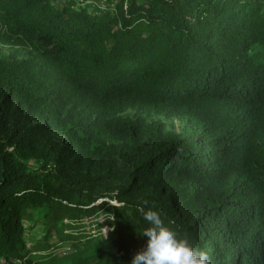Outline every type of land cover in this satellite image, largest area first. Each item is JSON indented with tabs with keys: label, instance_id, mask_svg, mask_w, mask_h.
I'll use <instances>...</instances> for the list:
<instances>
[{
	"label": "trees",
	"instance_id": "1",
	"mask_svg": "<svg viewBox=\"0 0 264 264\" xmlns=\"http://www.w3.org/2000/svg\"><path fill=\"white\" fill-rule=\"evenodd\" d=\"M0 44L30 53L0 52V259L131 264L143 207L212 264H264V0H0Z\"/></svg>",
	"mask_w": 264,
	"mask_h": 264
},
{
	"label": "clouds",
	"instance_id": "2",
	"mask_svg": "<svg viewBox=\"0 0 264 264\" xmlns=\"http://www.w3.org/2000/svg\"><path fill=\"white\" fill-rule=\"evenodd\" d=\"M137 211L148 225L140 233L147 241L145 247L134 254L131 264H212L206 251L194 248L186 238H178L158 212L146 211L143 207Z\"/></svg>",
	"mask_w": 264,
	"mask_h": 264
},
{
	"label": "rangeland",
	"instance_id": "3",
	"mask_svg": "<svg viewBox=\"0 0 264 264\" xmlns=\"http://www.w3.org/2000/svg\"><path fill=\"white\" fill-rule=\"evenodd\" d=\"M0 52L3 54H14L15 56H17L19 58L30 57V53L27 49L17 47V46H6V45L0 44ZM125 116L143 117L148 122L159 121L162 123V125L164 126V128L166 130L176 132V133L181 134L183 136H187L189 134V130L192 128V126L189 123H187L186 121L175 119V118H167L165 116H162V115H159L156 113H147V112H139V111H135V110H128L126 113L121 115V117H125ZM30 121L32 124L44 123L43 121L39 120L38 118L31 117V116H30ZM51 134L55 140L60 141V142H64L65 144H67L64 137L61 136L58 132L51 131ZM27 166H28V168L34 170V169H37L39 167V164H37L34 161H28ZM94 220H95V218L90 221V224H94ZM84 226H85L84 230L86 228H89L88 225H84ZM92 229H94V228H92ZM105 230L106 229H104L103 231H105ZM85 231H87V229ZM91 231H92L91 234L95 233L94 230H91ZM31 235H35V236L39 237L40 236L39 228L34 229L31 232ZM72 238H73V236H72ZM83 238H84V236H82V239ZM64 251H66L65 253L67 254V250L64 249ZM61 255L65 256L64 254H61ZM16 264H20V263L16 262Z\"/></svg>",
	"mask_w": 264,
	"mask_h": 264
},
{
	"label": "built area",
	"instance_id": "4",
	"mask_svg": "<svg viewBox=\"0 0 264 264\" xmlns=\"http://www.w3.org/2000/svg\"><path fill=\"white\" fill-rule=\"evenodd\" d=\"M120 0H53V5L56 8L71 7L74 10H86L90 14L98 15L103 13L116 14L117 5ZM123 1V9H126L127 2ZM25 228V227H24ZM66 251L61 254L66 255ZM0 264H9L4 259H0Z\"/></svg>",
	"mask_w": 264,
	"mask_h": 264
}]
</instances>
